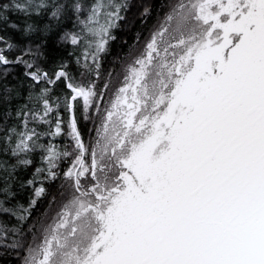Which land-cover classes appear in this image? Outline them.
I'll return each instance as SVG.
<instances>
[{
    "label": "snow or ice",
    "instance_id": "snow-or-ice-1",
    "mask_svg": "<svg viewBox=\"0 0 264 264\" xmlns=\"http://www.w3.org/2000/svg\"><path fill=\"white\" fill-rule=\"evenodd\" d=\"M66 7L77 14L82 9L79 0L67 6L57 0H0V23L7 24L9 9L26 16L50 10L58 19ZM122 7L95 0L80 21L82 33L95 38L87 41L95 45L93 61L123 18ZM31 30L27 25L25 31ZM62 39L79 45L86 37L65 33ZM38 53L39 45L24 55ZM24 55L12 60L0 49L3 75L7 66L23 64L33 86L66 82L68 135L77 150L65 173L70 199L44 228L42 242L33 236L24 264H264V0H179L171 6L101 114L91 146L76 109L82 100L84 120L92 108L100 112L97 101L103 97L95 83L74 82L65 65L50 76ZM49 92L43 87L30 94L42 115L24 105L17 112L23 129H9L5 136V150L19 165H30L27 154L44 148L28 123L29 117L48 123ZM61 125L57 118L51 135H60ZM44 151L48 176L55 179L56 161L70 153L54 145ZM6 165L0 161V171L8 173ZM43 171L37 168L36 174ZM44 192L39 187L35 196ZM0 193L12 195L7 180ZM0 211L15 215L3 201Z\"/></svg>",
    "mask_w": 264,
    "mask_h": 264
},
{
    "label": "trees",
    "instance_id": "trees-1",
    "mask_svg": "<svg viewBox=\"0 0 264 264\" xmlns=\"http://www.w3.org/2000/svg\"><path fill=\"white\" fill-rule=\"evenodd\" d=\"M172 1L113 0L114 3L126 5L120 12L123 18L110 29V38L105 50L98 54L96 61L91 58L95 45L93 43L89 47L87 42L94 41L95 38L88 36L86 32L82 33L83 25L80 23L87 18L88 11L95 0H79L82 5L79 14L73 8L66 7L64 14L58 19L51 16L50 10L42 11L40 15L26 16L9 9L7 24L0 23V37H3V41H0V49H4L8 58L14 60L17 56L24 55L29 49L36 52L39 45L37 55H24V59L34 62L50 76L65 65V70L74 82L84 85L95 83L97 93L103 97L97 103L102 106L116 73L125 60L149 39L151 30L162 21L169 7L171 8ZM57 2L67 6L75 0H57ZM145 9H148L147 13ZM13 24L16 25L15 28L11 27ZM29 24L32 25L33 30L25 31ZM65 33H81L85 35L86 40H82L79 45H72L70 41L62 39ZM7 44H12L13 48L9 50ZM6 71L5 76L3 75L5 67L0 66V161H6L8 168V173L0 171V184L7 180L12 195L5 198V195L0 193V201H3V207L12 209L15 215L0 211V231L5 237L3 241H0V264H22L38 225L47 215L53 213L60 201H65V197L67 198L68 186L65 173L74 154V147L68 135L70 112L65 100V97L70 95V90L63 80L51 85L41 83L33 86L30 78L25 76L28 69L23 64L9 65ZM105 84L108 88L104 87ZM5 86L8 91L5 90ZM43 87L50 89L48 98L53 112L44 118L48 123L29 117L28 127L35 129L39 135L36 141L38 145H43L44 148L54 145L57 151L70 153L67 157L62 155L56 161L57 166L53 169L57 173L55 179L48 176V165L43 160L46 155L44 148L37 147L27 154V158L32 162L27 166L17 164L18 158L11 155L10 148L5 150L7 147L5 136L8 135V130L23 129V117L17 116L18 110L27 105L25 110H32L42 115L40 105L34 100H29V95L35 97ZM95 110V107L92 108L88 113L90 119L84 120L82 100L77 101L76 116L85 142L96 136L98 116L95 115ZM57 118L62 122L63 132L54 136L51 133L55 132ZM13 165H15L14 169ZM37 168H42L44 171L36 174ZM28 180H34V182L28 184ZM39 187H43L45 192L36 197L35 190ZM62 192L65 193L64 196L61 195ZM32 200H35V204L31 203ZM20 216L26 218L20 220ZM14 240H20L23 246L17 248L4 246L11 245Z\"/></svg>",
    "mask_w": 264,
    "mask_h": 264
},
{
    "label": "rangeland",
    "instance_id": "rangeland-1",
    "mask_svg": "<svg viewBox=\"0 0 264 264\" xmlns=\"http://www.w3.org/2000/svg\"><path fill=\"white\" fill-rule=\"evenodd\" d=\"M179 3V0H173L171 6L175 5ZM171 10V8L169 7V9L167 10V13ZM167 13L164 15H167ZM164 18L162 19V21L159 23V25L163 22ZM159 25L156 26V28L154 27L153 30H151L150 34H149V39L151 38V35L154 31H156L159 28ZM148 39V40H149ZM147 40V41H148ZM147 41L145 43L142 44V46L138 47V49H136V52L131 54L129 56V58H127L125 60V62L122 64L121 69H119V71L116 73L114 80L111 81L110 85H109V90L107 91V96L105 98V101L103 102V105L100 106V112L98 113L97 110H95V115L98 116V120L96 123V128H98L101 124V120H102V113L104 112V110L106 108H110L111 107V102L115 99V96L118 92V89L120 87L123 86V84L125 83L124 77L126 75H128L129 69L131 66H135V60L144 52L145 50V45L147 43ZM98 114V115H97ZM96 136H94L93 138L89 139L87 142H85L86 146H91L95 143L96 140ZM71 142L73 144L74 147V154H73V158H72V162L69 166L72 167L74 161H75V156L77 154V150L75 149L74 146V141L72 140V138L70 137ZM86 164L90 165L91 163V158L89 155H86L84 157ZM68 168V169H69ZM67 169V170H68ZM67 186H69L71 184V181L67 179ZM83 182V181H82ZM68 199H70V196L67 194V198L65 197V201H60V203L55 207L53 213L51 215H47L42 221L41 223L38 225L36 232L34 233L33 236H35L36 238V243H40L43 240V230L45 227H47V225L52 224L54 222V219L57 217V213L60 212L62 210V205L64 203H67ZM33 242V238L31 243ZM28 255V249L26 251V255L25 257ZM24 257V259H25ZM24 259L22 264H24Z\"/></svg>",
    "mask_w": 264,
    "mask_h": 264
}]
</instances>
